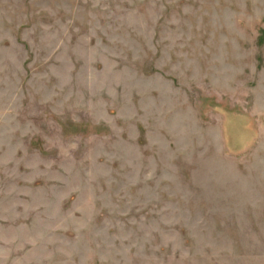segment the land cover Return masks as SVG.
Returning a JSON list of instances; mask_svg holds the SVG:
<instances>
[{
    "label": "rangeland",
    "instance_id": "rangeland-1",
    "mask_svg": "<svg viewBox=\"0 0 264 264\" xmlns=\"http://www.w3.org/2000/svg\"><path fill=\"white\" fill-rule=\"evenodd\" d=\"M0 264H264V0H0Z\"/></svg>",
    "mask_w": 264,
    "mask_h": 264
}]
</instances>
